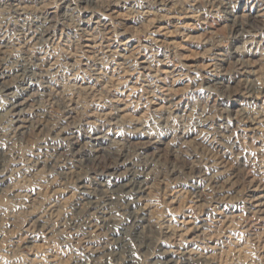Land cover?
<instances>
[{"label":"rangeland","instance_id":"rangeland-1","mask_svg":"<svg viewBox=\"0 0 264 264\" xmlns=\"http://www.w3.org/2000/svg\"><path fill=\"white\" fill-rule=\"evenodd\" d=\"M0 37V264H264V0H0Z\"/></svg>","mask_w":264,"mask_h":264},{"label":"bare ground","instance_id":"bare-ground-1","mask_svg":"<svg viewBox=\"0 0 264 264\" xmlns=\"http://www.w3.org/2000/svg\"><path fill=\"white\" fill-rule=\"evenodd\" d=\"M19 4H20V3H19ZM22 5H23V4H22ZM22 5H18V6H19L18 9H19L20 11H26V10L29 9V7H27V6H25V5L22 6ZM27 5H28V4H27ZM18 6H17V7H18ZM17 7H16V8H17ZM39 40H40V39H39ZM4 44H5V43H4L3 38L0 37V52H3L4 47H5ZM16 48H17V47H16ZM98 48H99V47H98ZM5 50H6V49H5ZM0 56H1V55H0ZM4 58H6V57H4ZM1 59H2V57H1ZM1 59H0V60H1ZM24 59H25V58H24ZM2 63H3V62H2ZM5 64H6V63H5ZM7 65H8V64H7ZM13 66H14V65H13ZM15 66H16V65H15ZM7 67H8V66H7ZM7 67H6V68H7ZM11 67H12V66H11ZM18 67H19V66H18ZM4 68H5V67H4ZM9 68H10V67H9ZM10 69H11V68H10ZM17 69H18V68H17ZM2 70H3V69H2ZM4 70H5V69H4ZM6 70H7V69H6ZM5 72H6V71H5ZM8 72H9V70H8ZM13 72H14V71H13ZM31 72H32V71H31ZM7 74H8V76H9V73H7ZM10 74H11V73H10ZM21 74H22V73H21ZM23 74H24V73H23ZM13 98H14V97H13ZM13 98H12V99H13ZM17 102H18V101H17ZM23 102H24V100H23ZM9 104H10V103H9ZM22 104H23V103H22ZM24 104H25V103H24ZM10 105H12V104H10ZM19 105H21V104H19ZM12 106H13V105H12ZM17 106H18V104H17ZM9 107H10V106H9ZM25 107H26V106H25ZM11 108H12V107H11ZM14 108H15V106H14ZM16 109H17V108H16ZM24 109H25V108H24ZM7 110H8V109H7ZM21 110H22V109H21ZM27 110H28V109H27ZM12 113H13V112H12ZM22 114H23V113H22ZM14 115H15V114H14ZM14 115H12V116H14ZM18 115H19V113H18ZM1 116H2V115H1ZM20 116H21V115H20ZM18 117H19V116H18ZM23 117H24V114H23ZM23 117H22V118H23ZM2 118H3V117H2ZM6 118H8V117H6ZM3 119H4V118H3ZM0 120H1V119H0ZM5 120H7V119H5ZM5 120H4V121H5ZM12 120H13V119H12ZM16 120H17V119H16ZM19 120H20V119H19ZM2 121H3V120H2ZM17 121H18V120H17ZM6 122H8V121H6ZM10 122H12V121H10ZM10 122H9V123H10ZM22 122H23V121H22ZM2 123H3V122H2ZM7 125H8V123H7ZM7 125H6V126H7ZM21 126H23V125H21ZM10 127H11V125H10ZM10 127H9V128H10ZM19 127H20V126H19ZM19 127H18V128H19ZM3 128H5V127L3 126ZM9 128H8V129H9ZM11 128H12V127H11ZM16 130H17V129H16ZM15 132H16V131H15ZM7 133H8V132H7ZM131 186H132V185H131ZM134 186H135V183H134ZM139 186H140V185H139ZM128 187H129V186H128ZM128 187H127V188H128ZM142 187H143V185H142ZM144 187H145V186H144ZM140 189H141V188H140ZM133 190H134V189H133ZM141 190H142V189H141ZM134 192H135V191H134ZM92 198H93V197H92ZM90 199H91V198H90ZM92 201H94V200H92ZM94 202H95V201H94ZM94 202H93V205H94ZM98 202H99V204H100V201H98ZM90 203H91V202H90ZM102 203H103V202H102ZM86 204H87V203H86ZM88 204H89V201H88ZM99 204H98V205H99ZM90 205H91V204H90ZM93 205H92V206H93ZM88 206H89V205H88ZM95 206H97V205H95ZM95 206H94V207H95ZM100 206H101V205H100ZM90 207H91V206H90ZM96 208H97V207H96ZM98 208H99V206H98ZM100 208H101V207H100ZM103 210H104V208H103ZM103 210H102V211H103ZM96 211H97V210H96ZM100 211H101V210H100ZM100 211H99V212H100ZM99 212H98V213H99ZM91 213H92V212H91ZM95 213H97V212H95ZM101 214H102V213H101ZM108 214H109V213H107V212H105V211H104V213L102 214V215H103V221H104V223H106V222L108 221V219H109ZM93 215H94V214H93ZM95 215H96V214H95ZM91 216H92V215H91ZM91 216H90V217H91ZM98 216H99V215H98ZM98 216H97V217H98ZM93 217H94V216H93ZM99 217H101V216H99ZM99 217H98V218H99ZM100 219H101V218H100ZM101 220H102V219H101ZM101 222H102V221H101ZM189 251H190V250H189ZM189 251H188V252H189ZM188 252H187V253H188ZM183 254H184V253H183ZM191 254H192V253H191ZM184 256H185V255H184ZM190 256H191V255H190ZM187 260H188V259H187ZM193 260H194V259H193ZM204 260H205V259H204ZM204 260H203V261H204ZM173 262H174V261H173ZM188 262H189V261H188ZM194 262H195V261H194ZM194 262H193V263H194ZM184 263H185V262H184ZM186 263H187V262H186Z\"/></svg>","mask_w":264,"mask_h":264}]
</instances>
